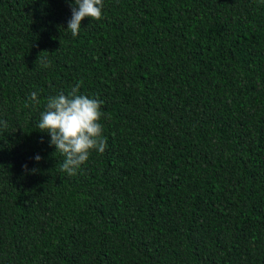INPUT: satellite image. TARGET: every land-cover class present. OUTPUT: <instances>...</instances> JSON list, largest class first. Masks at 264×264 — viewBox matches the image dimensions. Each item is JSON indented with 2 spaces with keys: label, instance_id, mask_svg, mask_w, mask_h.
<instances>
[{
  "label": "trees",
  "instance_id": "1",
  "mask_svg": "<svg viewBox=\"0 0 264 264\" xmlns=\"http://www.w3.org/2000/svg\"><path fill=\"white\" fill-rule=\"evenodd\" d=\"M72 3L0 0V264H264V0H103L75 37ZM77 83L107 147L69 176L37 125Z\"/></svg>",
  "mask_w": 264,
  "mask_h": 264
},
{
  "label": "clouds",
  "instance_id": "2",
  "mask_svg": "<svg viewBox=\"0 0 264 264\" xmlns=\"http://www.w3.org/2000/svg\"><path fill=\"white\" fill-rule=\"evenodd\" d=\"M69 6L71 18L67 29L74 37L80 32L81 22L85 18L102 19L103 0H74ZM41 62L45 67L50 65L46 58ZM79 88L80 83H77L68 94L49 96L37 125L40 131L50 135V145L55 146L56 152L64 156L60 170L69 176L77 173L89 159L91 151L103 153L107 147V138L103 136V125L100 123L104 116L101 107L103 101L78 94ZM28 99L40 103L36 92H32ZM0 124L7 127L6 121H0ZM34 159L39 162L41 157L36 155ZM23 167L27 169V165Z\"/></svg>",
  "mask_w": 264,
  "mask_h": 264
}]
</instances>
